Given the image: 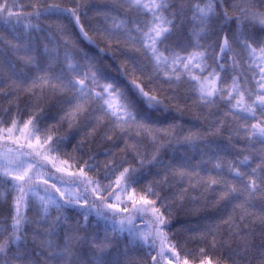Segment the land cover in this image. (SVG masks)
<instances>
[{
	"label": "snow or ice",
	"instance_id": "obj_1",
	"mask_svg": "<svg viewBox=\"0 0 264 264\" xmlns=\"http://www.w3.org/2000/svg\"><path fill=\"white\" fill-rule=\"evenodd\" d=\"M0 264H264V0H0Z\"/></svg>",
	"mask_w": 264,
	"mask_h": 264
}]
</instances>
